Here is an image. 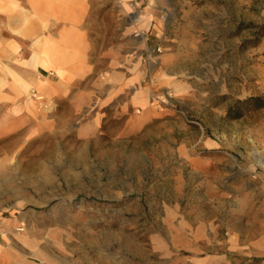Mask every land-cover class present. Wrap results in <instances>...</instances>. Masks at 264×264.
Listing matches in <instances>:
<instances>
[{
  "label": "rangeland",
  "instance_id": "1",
  "mask_svg": "<svg viewBox=\"0 0 264 264\" xmlns=\"http://www.w3.org/2000/svg\"><path fill=\"white\" fill-rule=\"evenodd\" d=\"M93 3L104 72L0 122V264H264V0Z\"/></svg>",
  "mask_w": 264,
  "mask_h": 264
},
{
  "label": "crops",
  "instance_id": "2",
  "mask_svg": "<svg viewBox=\"0 0 264 264\" xmlns=\"http://www.w3.org/2000/svg\"><path fill=\"white\" fill-rule=\"evenodd\" d=\"M96 6L93 0H0V122L25 115L32 88L64 98L74 82L104 72L98 61L104 52L93 45L103 31L93 17ZM149 26L144 18L142 27ZM118 63L117 50L108 71Z\"/></svg>",
  "mask_w": 264,
  "mask_h": 264
}]
</instances>
